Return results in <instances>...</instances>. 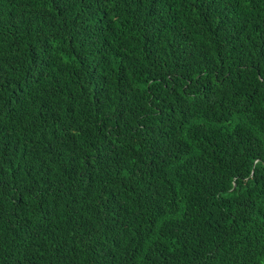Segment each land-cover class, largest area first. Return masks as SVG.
<instances>
[{
	"label": "trees",
	"instance_id": "trees-1",
	"mask_svg": "<svg viewBox=\"0 0 264 264\" xmlns=\"http://www.w3.org/2000/svg\"><path fill=\"white\" fill-rule=\"evenodd\" d=\"M0 264H264V0H0Z\"/></svg>",
	"mask_w": 264,
	"mask_h": 264
}]
</instances>
